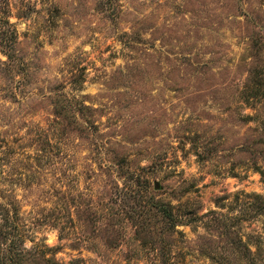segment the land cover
<instances>
[{
	"label": "rangeland",
	"instance_id": "rangeland-1",
	"mask_svg": "<svg viewBox=\"0 0 264 264\" xmlns=\"http://www.w3.org/2000/svg\"><path fill=\"white\" fill-rule=\"evenodd\" d=\"M8 2L0 206L28 264H247L229 226L264 264V0Z\"/></svg>",
	"mask_w": 264,
	"mask_h": 264
},
{
	"label": "trees",
	"instance_id": "trees-1",
	"mask_svg": "<svg viewBox=\"0 0 264 264\" xmlns=\"http://www.w3.org/2000/svg\"><path fill=\"white\" fill-rule=\"evenodd\" d=\"M2 3L4 4V8L6 7V16L8 14L7 7H9L8 0H0V13L2 9ZM1 18L0 22V46L4 47L8 46L12 43V39L14 38L13 31L11 30V25L9 23V20L7 17H5V20ZM2 24V26H1ZM6 24V28L5 25ZM4 50V49H1ZM156 210L160 208V211L163 213V216L165 217L166 222L169 224L170 227H175L177 224L181 223L179 219H181L182 216L179 214H175L171 211V209H167L165 207L154 206ZM155 216V215H154ZM17 221H18V211L17 208L14 206L13 208H10L9 212H7V209H3L2 206H0V264H28L29 261H32L30 257L35 254V250L31 249L28 250L27 248H20L15 246V234L14 231L17 229ZM226 227V226H224ZM224 233L226 235H232V240L235 247L233 249L240 253V256L243 258V260L247 264H254L256 261V255L250 248V246L245 243L237 234L238 232L231 228L230 226L227 228H224ZM46 250H49L48 248H45ZM257 251V248H256ZM255 251V252H256ZM46 263H49V259H44ZM162 264H166L163 262Z\"/></svg>",
	"mask_w": 264,
	"mask_h": 264
},
{
	"label": "water",
	"instance_id": "water-1",
	"mask_svg": "<svg viewBox=\"0 0 264 264\" xmlns=\"http://www.w3.org/2000/svg\"><path fill=\"white\" fill-rule=\"evenodd\" d=\"M154 187L155 188H158V183L157 182L154 184Z\"/></svg>",
	"mask_w": 264,
	"mask_h": 264
}]
</instances>
